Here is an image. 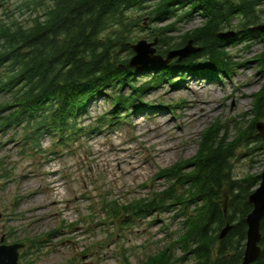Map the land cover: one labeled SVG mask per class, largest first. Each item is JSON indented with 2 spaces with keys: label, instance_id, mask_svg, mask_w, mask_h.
Returning a JSON list of instances; mask_svg holds the SVG:
<instances>
[{
  "label": "trees",
  "instance_id": "16d2710c",
  "mask_svg": "<svg viewBox=\"0 0 264 264\" xmlns=\"http://www.w3.org/2000/svg\"><path fill=\"white\" fill-rule=\"evenodd\" d=\"M9 3L0 0V93L5 98L0 102V130L22 128L23 153L39 150L45 135L53 138V145L74 141V133L84 130L78 118L105 92L113 109L110 119L99 118L101 124L121 119L120 109L151 106L142 102L145 93L165 81L174 83L175 74L213 78L229 74L235 63L228 46L261 43L252 62L263 83L253 94L251 109L235 121L230 119L234 136L226 123L216 120L198 137L193 156L162 173L166 183L160 189L125 203L102 202L104 214L120 227L169 211L181 219L176 237L143 264H241L245 218L252 209L248 196L259 184L260 173L237 175L233 162L240 148L245 150L240 156H264V138L255 127L264 121V30L252 28L264 24V0H24V7L35 11L26 23L7 17ZM140 11L150 23L165 22L151 29V40L160 45L156 53L165 55L188 40L200 50L181 60L174 58L165 67L135 69L129 64L130 44L135 30L144 29ZM196 15L201 17L199 24L173 35L178 30L174 25ZM228 28L236 35L219 38L218 33ZM141 73L149 74V79L139 81L136 76ZM126 88L130 92L124 94ZM53 151V147L44 150ZM10 175L6 170L0 179ZM227 223L231 228L220 238ZM260 231L261 251L253 264H264V216ZM35 243H30L27 254L41 247L37 242L40 247L33 248Z\"/></svg>",
  "mask_w": 264,
  "mask_h": 264
},
{
  "label": "rangeland",
  "instance_id": "374dc122",
  "mask_svg": "<svg viewBox=\"0 0 264 264\" xmlns=\"http://www.w3.org/2000/svg\"><path fill=\"white\" fill-rule=\"evenodd\" d=\"M8 7L10 19L26 23L35 15L24 7V0H10ZM42 8L38 6L37 11L42 13ZM137 15L144 29L135 30L132 43L152 41L151 29L165 22L150 23L144 11ZM200 21L196 15L174 25L178 30L173 35ZM261 49L260 42L230 45L227 50L235 66L229 74L216 78L175 74L171 82L177 84L165 81L145 93L142 102L153 108L129 106L119 110L118 121L101 124L99 118L110 119L113 109L105 92L80 115L77 124L84 130L75 132L67 146L53 145V138L45 135L39 150L23 153L22 128L0 130V175L11 171L10 178L0 179V244L24 243L19 249L20 264L25 260L29 264H126L125 260L143 264L148 255L176 237L181 219L169 211L120 227L104 214L102 202L125 203L160 189L166 183L162 173L193 156L198 137L214 121L226 123L234 136L230 119L235 121L251 109L253 94L263 83L252 62ZM145 74L136 78L149 79ZM123 91L129 93L130 88ZM4 100L0 93V102ZM52 147L54 151L45 154ZM244 151L237 152L234 173H260L264 156H240ZM32 241L41 247L35 243L33 248H40L27 254Z\"/></svg>",
  "mask_w": 264,
  "mask_h": 264
},
{
  "label": "water",
  "instance_id": "95a60500",
  "mask_svg": "<svg viewBox=\"0 0 264 264\" xmlns=\"http://www.w3.org/2000/svg\"><path fill=\"white\" fill-rule=\"evenodd\" d=\"M253 28L263 31L264 25H257ZM235 35L236 32L233 30L220 31L218 33V37L221 39H229ZM156 43V39L152 42L140 39L136 43H133L131 48L134 51V55L129 59V64L135 68H144L148 65L153 67L158 65L166 66L167 63L176 57L178 60H181L200 50V47L193 46L192 40H188L183 47L168 51L164 57L160 54H154L155 48L153 45ZM255 127L259 135L264 138V121H257ZM248 201L252 204V209L245 218L247 230L241 264H252L260 255V222L264 216V169L260 173L259 185L249 194ZM230 228L231 224L227 223L221 229L219 237H224ZM22 247L23 244L21 243L0 244V264H19L18 249Z\"/></svg>",
  "mask_w": 264,
  "mask_h": 264
},
{
  "label": "bare ground",
  "instance_id": "6f19581e",
  "mask_svg": "<svg viewBox=\"0 0 264 264\" xmlns=\"http://www.w3.org/2000/svg\"><path fill=\"white\" fill-rule=\"evenodd\" d=\"M208 77V76H207ZM209 78H213V77H209ZM146 106H148V105H146ZM145 105H143L142 107H146ZM154 106L153 105H151V106H148V108H153ZM135 166V165H134ZM137 168L139 167V166H136Z\"/></svg>",
  "mask_w": 264,
  "mask_h": 264
}]
</instances>
